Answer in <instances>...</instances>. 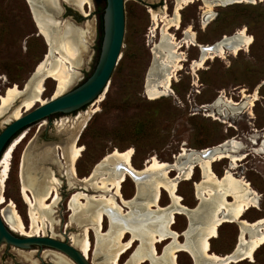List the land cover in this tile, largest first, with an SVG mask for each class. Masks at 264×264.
Segmentation results:
<instances>
[{"label":"rangeland","instance_id":"obj_1","mask_svg":"<svg viewBox=\"0 0 264 264\" xmlns=\"http://www.w3.org/2000/svg\"><path fill=\"white\" fill-rule=\"evenodd\" d=\"M91 1L92 8L89 5L84 7V10H88V15L66 5L62 0L59 1L63 10H58L60 13L56 19L60 20L61 25L70 22L88 33L83 38L86 49L82 52V64L75 68L79 76L63 93L83 83L99 61L102 44L100 18L104 13L106 1L101 3ZM202 2L196 1L186 6L181 11V29L171 28L170 31L176 32L178 38L184 37L181 32H184L188 25H192L198 42L208 44L225 34H232L246 27L249 34L254 37L249 50H240L238 54L227 53L224 58L215 57L208 60L204 68L194 72L191 61L198 59L200 48L183 47L181 51L186 53L188 60L183 62V68L178 72L172 85L164 93L153 98L146 92V76L152 63V45L158 37L155 36L151 38L152 40L149 37L152 26L150 9L161 14L167 7L163 8L160 0H126L129 39L121 69L102 102L71 118L58 115L29 130L26 138L14 152L4 192L7 204L2 209L7 208L12 212L8 205L13 202L28 232L35 228L33 229L32 225L31 206L21 193L20 173L25 150L31 143L34 145L59 143L56 134L62 126L72 127L85 118V124L76 140L77 145L84 147L82 156L75 162L79 178L89 176L94 166L114 149L124 151L133 148V164L141 169L150 157L156 156L159 160L174 163L183 152V148L200 150L237 137L246 146V149H239L238 153L247 151L249 155L232 171L237 172L235 173L237 177L248 180L260 196L258 202L260 208L254 207L247 211L243 219L253 222L264 217V152L254 151L258 147L250 140L252 134H264V1L218 5L214 8L216 13L214 19L205 27L202 20L205 4ZM175 6L176 3L168 1L167 12L172 13ZM46 53H49V45L39 34L26 0H0V94L4 95L7 88L14 84L23 90ZM158 89L160 88L157 86H151L152 91ZM243 90L250 95L255 90L258 92V98L251 109L252 113L245 109L237 115L225 118L220 117L212 109H205V105L212 103L223 92L227 97L240 101L243 98ZM55 91V80L46 79L42 97L49 100L54 97ZM20 99L14 107L21 105ZM39 104L37 102L36 105ZM4 121V117L0 118V131L4 127ZM56 151L57 158L65 164L63 149L58 144ZM46 166L62 181L58 187L60 198L55 204L53 198L48 200V204L51 205V216L39 219L37 224L42 228L44 223V229L40 230L44 235L71 243L72 235L83 234V228L70 221L71 212L68 204L71 195L78 191L91 195L98 192L86 190L81 185L70 188L66 166L57 168L52 163H47ZM230 166L231 160L228 158L212 164L217 176H223ZM193 170L191 179L178 183V194L182 197L184 205L190 208L197 207L199 203L195 186L203 178L199 165L196 164ZM177 174L175 170L170 172L172 178H176ZM122 192L126 199L135 196L136 185L130 177L123 182ZM160 203L162 206L170 203V196L165 190L162 192ZM174 219L175 223L172 225L174 231L181 233L187 228L189 220L185 215L175 214ZM104 226L106 232L107 221ZM239 232L237 223H224L219 227L218 236L211 240V250L218 254L232 252L238 242ZM89 235L95 246L94 230H89ZM128 238L126 235L125 240ZM179 241H184V237L179 236ZM167 242L170 241L166 239L157 244L158 252L162 251ZM33 250L35 252L31 259H25L24 256L28 252L24 253L6 245L0 250V264H36L32 261H37V264H53L49 258L42 259L45 250L51 254L60 253L65 256L50 248H44L41 252L39 248ZM93 253L94 249L91 257ZM128 255L125 254L120 262ZM254 256L253 261L247 259L231 264H264V245L256 250ZM177 260L179 264H194L192 256L186 251L178 252Z\"/></svg>","mask_w":264,"mask_h":264},{"label":"bare ground","instance_id":"obj_2","mask_svg":"<svg viewBox=\"0 0 264 264\" xmlns=\"http://www.w3.org/2000/svg\"><path fill=\"white\" fill-rule=\"evenodd\" d=\"M59 1L61 0H43V3L52 8L50 11L57 12L61 9ZM62 1L79 6L86 15L88 10H84V7L89 5L92 8L91 0ZM196 1H203L202 3L205 4L203 17L205 27L214 19L216 15L214 8L218 5L258 3L264 0H255V2L253 0H176L172 15L167 10H162L161 14L152 10L149 37L151 39L156 36L158 39L153 42L151 49L152 63L146 76V92L153 98L164 93L172 85L178 72L183 68V62L188 60L186 53L181 51L183 47L200 48L198 59L191 61V68L196 72L204 68L208 60L221 56L224 58L227 53L238 54L243 49L249 50L254 42V37L249 34L246 27L232 34H225L213 43L202 44L198 42L192 25H188L184 37L178 39L170 29H181V11ZM33 14L40 29L39 34L49 44L50 51L38 63L23 90L14 84L7 88L4 95L0 94V118L4 117L5 122L19 118L25 109H32L37 102L41 104L47 101L42 97L46 79L50 78L56 82L53 97L55 98L79 76L75 68H79L82 64V52L86 49L83 38L88 35L87 31H82L70 22L61 25L59 19L40 13L38 10H34ZM152 85L160 89L152 91ZM19 98L21 105L14 107ZM257 98V90L251 95L243 90L241 101H235L223 92L212 103L205 105V109L213 110L218 107L217 113L225 118L237 115L245 109L252 113L251 109ZM85 119L72 127H63L64 136L58 146L63 149L65 164L57 158V145L53 148L50 144H36L27 148L23 154L20 173L21 193L31 206L32 225L35 229L30 232L25 229V222L14 208L13 202L8 205L12 208V212L7 208L2 209L7 204L4 192L11 171V161L15 150L26 138V132L15 138L10 151L2 156L0 213L12 230L24 236L44 235L40 231L44 229V223L41 228L37 222L39 219L51 216V205L48 204V200L53 198L54 204L59 200L58 187L62 184L54 171L46 166L47 163H52L58 167L66 166L70 188L81 185L86 190L98 192L92 195L84 191L75 192L71 195L68 204L71 212L70 221L83 228L82 235H72L71 244L89 260L93 258V264L146 262L179 264L177 254L180 251L188 252L195 264H231L255 259L256 250L264 245V217L253 222L243 219L247 211L254 207L260 208L258 203L260 196L248 180L237 177L232 171L249 155L247 151L238 153L239 149H246L241 141L237 138L228 139L200 150L183 148V152L174 163L153 156L146 160L145 166L141 169L133 164V148L124 151L114 149L94 166L89 176L79 178L75 162L82 156L84 147L77 145L76 140L85 124ZM263 137L264 134L250 135L251 142L258 147L254 151L264 152ZM224 158L231 160V166L226 169L223 176H217L212 164ZM196 164L202 169L203 178L195 186L199 203L197 207L190 208L184 205L182 197L178 194V183L192 178ZM173 170L178 173L176 178L170 175ZM129 177L136 185V194L133 198L126 199L122 185ZM163 190L170 196V203L165 206L160 203ZM125 206L129 207L125 209ZM175 214H185L189 220L188 229L182 233L185 237L184 241H179L181 234L171 228ZM105 221L108 222L106 232ZM226 222L238 224L239 238L232 252L218 254L211 250V240L218 236L219 227ZM91 229L96 234L95 246L89 235ZM126 235L129 236L127 240H125ZM169 236H172L171 241L162 248L161 255H158L157 244ZM93 249L94 253L91 257ZM34 252L35 250H32L25 254V259H31ZM125 254H129L128 257L120 262ZM65 256L60 253L51 254L46 250L42 253L43 259L49 258L54 264H75ZM32 262L37 264V261Z\"/></svg>","mask_w":264,"mask_h":264},{"label":"water","instance_id":"obj_3","mask_svg":"<svg viewBox=\"0 0 264 264\" xmlns=\"http://www.w3.org/2000/svg\"><path fill=\"white\" fill-rule=\"evenodd\" d=\"M26 1L29 4L33 18L34 10H38L40 13L49 14L54 18H56L60 11L63 10L61 9L59 12L57 11L58 13L50 11L52 8L46 6L43 3V0H39L38 2H35L34 0ZM105 1L106 7L103 15V39L101 52L99 61L93 73L83 83L75 88L55 98H51L45 103L35 105L30 110L25 109L22 116L19 118L10 122H3L4 127L0 131V169L2 168V156L10 151L15 138L21 134L23 135L25 132L27 134L29 130L58 116L55 114L60 113L59 116L71 118L102 102L121 69L129 39L126 0ZM65 4L80 11L79 6L69 5L67 3ZM34 21L36 22L35 18ZM52 27L55 28V26ZM37 28L40 33L38 25ZM62 130H64L63 126L56 134V138L59 139V143H61L64 136ZM59 143L50 145L54 148ZM33 146L34 143H31L27 148H31ZM54 166L57 167V165ZM125 207L128 208L129 206ZM188 227L184 231H186ZM171 237L172 236H169L170 241ZM6 245L24 253H27L35 248H39L40 252L44 250V248H50L63 253L75 264H93L87 256H85L68 241L58 239L50 235L24 236L19 234L5 223L3 216L0 213V250Z\"/></svg>","mask_w":264,"mask_h":264},{"label":"flooded vegetation","instance_id":"obj_4","mask_svg":"<svg viewBox=\"0 0 264 264\" xmlns=\"http://www.w3.org/2000/svg\"><path fill=\"white\" fill-rule=\"evenodd\" d=\"M95 1V0H94ZM160 1H162V6H163V8H165V7H167V10L169 9V7H168V1H170V0H160ZM172 1V3H176V1L175 0H171ZM27 2V1H26ZM96 2V1H95ZM164 3V4H163ZM29 5V4H28ZM31 10V9H30ZM150 10H153V9H150ZM150 10H149V12H150ZM174 10V9H173ZM172 10V13H169L170 15H172L173 13H174V11ZM80 12H81V10H80ZM83 13H84V11H83ZM176 31V30H175ZM175 34H176V32H175ZM181 34H184V32H181ZM178 38V37H177ZM181 38H183V36L182 37H180V38H178V39H181ZM198 57H199V54L197 55ZM241 101V100H240ZM213 111L214 112H218V107H216V108H214L213 109ZM233 138H237V137H233ZM229 163H230V161H229ZM229 166V165H228ZM235 173H237L236 171H235ZM185 215V214H184ZM186 216V215H185ZM187 217V216H186ZM175 223V220H174V222H173V224ZM172 224V225H173ZM188 224H189V222H188ZM188 227V226H187ZM172 228V227H171ZM173 230V229H172ZM179 235H180V233H178ZM180 236H182V233H181V235ZM184 237V236H183ZM184 239H185V237H184ZM167 240H169L170 241V239L169 238H167ZM168 243V242H167ZM166 243V244H167ZM135 244H137V243H135ZM161 253H162V251H160L159 252V254L158 255H161ZM157 255V256H158ZM150 263V262H149ZM151 264V263H150Z\"/></svg>","mask_w":264,"mask_h":264},{"label":"trees","instance_id":"obj_5","mask_svg":"<svg viewBox=\"0 0 264 264\" xmlns=\"http://www.w3.org/2000/svg\"><path fill=\"white\" fill-rule=\"evenodd\" d=\"M95 1H96L97 3H101L102 1H105V0H95ZM103 15H104V13L101 14V18H100V21H101V30H102V36H101L102 39H103ZM92 73H93V72H92ZM92 73H91V74H92ZM91 74H90V75H91ZM90 75H89V76H90ZM89 76H88V77H89ZM88 77H87V78H88ZM87 78H86V79H87ZM59 114H60V113L55 114V115H59Z\"/></svg>","mask_w":264,"mask_h":264},{"label":"built area","instance_id":"obj_6","mask_svg":"<svg viewBox=\"0 0 264 264\" xmlns=\"http://www.w3.org/2000/svg\"><path fill=\"white\" fill-rule=\"evenodd\" d=\"M202 7V6H201ZM204 13V12H203ZM204 14L202 15V20H203Z\"/></svg>","mask_w":264,"mask_h":264},{"label":"snow or ice","instance_id":"obj_7","mask_svg":"<svg viewBox=\"0 0 264 264\" xmlns=\"http://www.w3.org/2000/svg\"><path fill=\"white\" fill-rule=\"evenodd\" d=\"M253 2H255V0H253Z\"/></svg>","mask_w":264,"mask_h":264}]
</instances>
